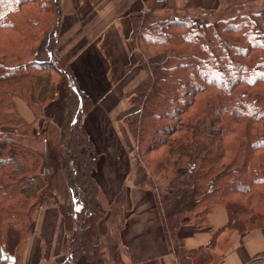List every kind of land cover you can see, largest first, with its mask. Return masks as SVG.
Returning a JSON list of instances; mask_svg holds the SVG:
<instances>
[{"label": "trees", "instance_id": "obj_1", "mask_svg": "<svg viewBox=\"0 0 264 264\" xmlns=\"http://www.w3.org/2000/svg\"><path fill=\"white\" fill-rule=\"evenodd\" d=\"M255 1L221 0L240 8L200 18L179 8L157 14L146 0L130 16L144 76L125 93L133 110L123 122L165 234L175 241L184 220L206 226L219 206L228 214L225 226L208 229V246L176 249L177 264H210L222 231L251 232L264 223V6L244 10ZM60 16L61 0H0V250L17 259L37 211L60 201L72 213L59 264L82 256L111 264V240L98 230L106 213L94 179L98 152L82 124L93 103L57 52ZM157 55L163 59L150 61ZM61 87L60 123L39 124Z\"/></svg>", "mask_w": 264, "mask_h": 264}, {"label": "crops", "instance_id": "obj_2", "mask_svg": "<svg viewBox=\"0 0 264 264\" xmlns=\"http://www.w3.org/2000/svg\"><path fill=\"white\" fill-rule=\"evenodd\" d=\"M213 1L199 0L198 5L190 1L187 7L211 9L219 2L212 4ZM151 2L148 0L150 9L157 14L177 7L174 0L159 9ZM146 7V0H61L56 47L76 86L93 103L82 124L98 152L94 179L98 200L106 210L98 222V230L111 240L106 247L111 264H177L176 249L188 252L208 246V229L217 230L228 221L226 209L216 207L208 213L206 226L184 220L175 241L170 242L155 195L144 186L147 172L136 162L133 140L123 118L133 110L125 93L144 76V57L130 36V16ZM162 59V55H157L150 61ZM65 100L66 91L61 87L57 97L43 107V117L38 123L51 119L58 125ZM24 105L26 109L21 114L16 102L21 116L32 122L34 115ZM71 213V207L60 201L40 208L34 233L21 246L16 263L59 264L68 239L65 217ZM121 220L118 230L117 223ZM260 252H264V223L251 232L225 229L211 250L210 264H255L253 258ZM75 264L91 263L82 256Z\"/></svg>", "mask_w": 264, "mask_h": 264}, {"label": "rangeland", "instance_id": "obj_3", "mask_svg": "<svg viewBox=\"0 0 264 264\" xmlns=\"http://www.w3.org/2000/svg\"><path fill=\"white\" fill-rule=\"evenodd\" d=\"M153 2V4L155 5V7L156 8H161V7H164L167 3H169L170 4V2H169V0H166L163 4H156L155 2H154V0H150V2ZM181 3H180V2ZM190 1H193V4H195V5H198L199 4V0H174V2H175V5H177V7L176 8H179V9H181V10H184V9H186L185 11L187 12V13H189V15H191V16H199L200 18H203V17H205V16H207L208 14H210L211 12L210 11H213L214 13L216 12V13H218V14H224V15H229V14H231V13H234L235 11H237V10H239V8H240V6L239 5H234V6H229L228 8H227V4H224L223 2H221V0H219V2H218V4L215 6V7H213V8H211V9H204V8H202V6L201 7H199L198 9H189L187 6L189 5V3H190ZM214 1H216V0H214ZM213 1V3L212 4H215V2ZM152 2H151V4H152ZM200 2H203V3H205V0H200ZM152 4V5H153ZM262 6H264V0H257V1H255V2H248V3H246V7H249V8H246L245 7V11H247L248 9H250V10H257V9H259V8H261ZM171 9H173V8H171ZM175 9V8H174ZM232 9V10H231ZM168 10H170V9H166V11H163L164 13L165 12H167ZM235 10V11H234ZM185 11H183V13L185 12ZM185 12V13H186ZM212 17V16H211ZM16 102L18 103V105H19V108H20V111H21V114L22 113H24V110H23V108H25L26 109V106L24 105V103L22 102V100H20V99H18L17 98V100H16ZM18 107V106H17ZM133 108V107H132ZM132 110V109H131ZM19 111V110H18ZM49 121L50 122H52L53 124H54V122L51 120V119H49ZM40 124V123H39ZM10 130V129H9ZM131 136V135H130ZM59 142L60 143H63V140H64V134L63 133H61V135H60V138H59ZM37 144H39V143H37ZM134 144V143H133ZM40 145L41 144H39V145H37L38 147H40ZM134 146V145H133ZM134 150H135V148H134ZM253 261L254 262H256V264H264V256H256V257H254L253 258Z\"/></svg>", "mask_w": 264, "mask_h": 264}, {"label": "water", "instance_id": "obj_4", "mask_svg": "<svg viewBox=\"0 0 264 264\" xmlns=\"http://www.w3.org/2000/svg\"><path fill=\"white\" fill-rule=\"evenodd\" d=\"M15 256L6 253L3 249L0 250V261L6 264H15ZM256 264V262H255Z\"/></svg>", "mask_w": 264, "mask_h": 264}, {"label": "built area", "instance_id": "obj_5", "mask_svg": "<svg viewBox=\"0 0 264 264\" xmlns=\"http://www.w3.org/2000/svg\"><path fill=\"white\" fill-rule=\"evenodd\" d=\"M166 0H154L156 4H163Z\"/></svg>", "mask_w": 264, "mask_h": 264}]
</instances>
